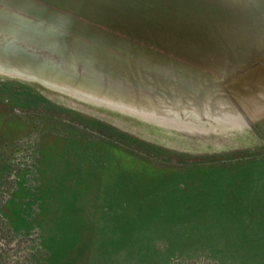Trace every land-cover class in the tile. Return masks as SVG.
I'll use <instances>...</instances> for the list:
<instances>
[{
	"label": "rangeland",
	"instance_id": "1",
	"mask_svg": "<svg viewBox=\"0 0 264 264\" xmlns=\"http://www.w3.org/2000/svg\"><path fill=\"white\" fill-rule=\"evenodd\" d=\"M227 2L0 0V264H264Z\"/></svg>",
	"mask_w": 264,
	"mask_h": 264
},
{
	"label": "crops",
	"instance_id": "2",
	"mask_svg": "<svg viewBox=\"0 0 264 264\" xmlns=\"http://www.w3.org/2000/svg\"><path fill=\"white\" fill-rule=\"evenodd\" d=\"M244 1L242 6L238 0H228V4H234L228 7V14L226 9L223 11L222 67L235 70L233 80L225 84V91L228 104L237 110V118L245 125L255 126L264 136V49L257 53L264 47V0Z\"/></svg>",
	"mask_w": 264,
	"mask_h": 264
}]
</instances>
